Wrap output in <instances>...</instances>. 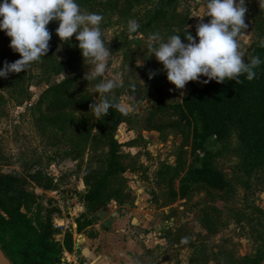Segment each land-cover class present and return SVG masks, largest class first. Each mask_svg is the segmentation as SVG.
I'll return each instance as SVG.
<instances>
[{
    "label": "rangeland",
    "instance_id": "374dc122",
    "mask_svg": "<svg viewBox=\"0 0 264 264\" xmlns=\"http://www.w3.org/2000/svg\"><path fill=\"white\" fill-rule=\"evenodd\" d=\"M75 2L81 11L102 16L99 25L101 38L110 52L105 72L94 80L84 79L85 73L92 69L87 59L81 58L75 63L76 73L80 75L77 87L88 89L91 100L94 97L99 100L101 94L94 93L96 83L106 79H113L120 86L128 83L120 102L128 106L125 113L130 114V123H121L115 131V138L121 143L120 152L126 155L123 159L126 181L122 196L92 210L87 209L83 202V209L74 221L76 227L65 231L71 233L72 244L70 251H62L68 255L64 257L62 254L61 259L66 260L65 264H82L78 253L90 249L93 244H86V238L97 234H102L103 244L99 247L104 246V254L109 252L105 255L106 264H116L113 256L121 261L128 248L133 246L138 247V264H234L233 261H238L239 257L253 256L256 250L264 249V167L246 174L235 152V138L224 145L210 137L204 148L197 151L199 157L210 154L208 158L229 181L226 191L195 187L184 199H169V190L177 189L179 179L194 163L190 134L184 138V128H175L176 118L170 115H156L154 120L147 122L154 95L153 89L148 87L149 79L143 76L153 64L159 65L161 70L162 65L154 56H148L144 39L127 32V22L134 19L139 25L137 31L145 37L149 33H159L166 38L172 31H177V25L168 31L156 30L148 24L157 0ZM202 4L203 0H177L172 9L175 16H167L162 21L183 22L184 28L195 36L198 18L191 15L200 12ZM245 7L247 28L236 37L238 50L244 57L254 43L264 41V4L261 0H246ZM208 19L202 18L203 22ZM74 36L70 37L72 42H76ZM3 37L7 36L0 31V65L19 58L18 53L8 47L9 39ZM55 54L59 59H66L61 48H57ZM20 73L17 79H8L13 73L0 78V173L25 175L28 169L39 168L51 178L48 188L31 181H26L23 188L35 195L29 216L35 222L37 219L48 220L53 229L52 238L61 243L65 232L52 227L54 216L59 213L57 198L71 192L82 200L85 191L83 169L90 159L91 164L96 165L93 153H99L106 147L93 151L85 148L83 157L72 160L67 155L69 131L65 135L40 120L36 105L39 94L48 84L68 77V70L48 77L38 63H30ZM199 81L194 83L200 87ZM189 87V82H186L182 89H176L165 77L162 99L165 103L179 102ZM114 93L115 88L104 95L111 98ZM40 112H47L45 106L40 108ZM75 116L88 123L97 119L91 107L87 114L75 112ZM158 125L159 128L154 127ZM132 139L136 140L134 145H130ZM177 161L179 166L163 174L160 180L157 171L161 165H175ZM52 190L57 193L53 194ZM110 232L118 236L110 238ZM182 238H186L185 243H181ZM102 254H91L89 264L97 256L102 258ZM192 257L195 263L190 262ZM7 264H10L8 259ZM259 264H264V258Z\"/></svg>",
    "mask_w": 264,
    "mask_h": 264
},
{
    "label": "trees",
    "instance_id": "16d2710c",
    "mask_svg": "<svg viewBox=\"0 0 264 264\" xmlns=\"http://www.w3.org/2000/svg\"><path fill=\"white\" fill-rule=\"evenodd\" d=\"M176 2L177 0H157L148 24L153 25L156 30L168 31L177 25V31H172L171 34H180L181 40L186 42L183 37V22L162 21L167 16H175L172 9ZM46 27L51 34L48 51L39 62L32 63H38L43 74L48 77L59 75L64 70H68L70 75L56 83L48 84L39 94L36 105L39 108L40 120L64 134L69 131L67 155L72 160L83 157L85 148L93 151L98 147H106L99 153L94 151L96 165H92L90 159L82 173L85 191L81 198L85 207L92 210L105 206L112 200H118L123 194L126 181L123 176L126 171L123 159L126 155L120 152L121 143L115 138V131L121 123H130V114L110 108L108 114L95 119L93 123L75 116V112L87 114L92 101L88 89L77 87L80 75L76 73L75 63L82 56L76 47L77 42H72L69 38L67 42L61 43L54 33L57 27L55 21H50ZM185 31L192 34L189 29ZM57 48L63 50L66 59L62 60L56 56ZM252 56H258L262 61L254 69L256 75L252 80H246L242 75L239 84L233 80L222 83L209 81L206 84L201 83L200 87L195 85L194 81H188L190 87L179 102L163 101L161 91L165 74L159 65L148 67L147 75L143 78L149 79L148 87L153 89L154 98L151 100L152 107L149 108L147 122L154 120L156 115L175 117V128H184V138L190 134L191 153L194 155V163L179 179L177 189L169 190L171 201L186 198L195 187L220 192L229 188L228 179L208 158L210 154L205 153L201 157L197 155V151L204 148L206 140L210 137L224 145L235 138V152L246 174L250 175L264 167V47L261 42L251 46L244 57L245 61ZM21 74L13 73L8 79H17ZM204 79L205 77H202L201 81ZM127 85L128 83H124L116 87L111 99L120 102V96ZM43 106L47 112L41 114L40 108ZM154 127L159 128L160 125ZM135 141L132 139L130 145H134ZM177 166L178 161L175 165L163 163L157 171L158 178L162 180L163 174L175 170ZM26 181L44 188L51 186V178L43 169H28L25 175L0 173V249L10 264H61L62 251L71 250L72 235L65 232L61 243L55 241L48 220L37 219L35 222L29 216L35 195L23 188ZM79 228L78 225L77 229ZM263 258L264 249H260L256 250L253 256L239 257L238 261L233 263L259 264ZM189 260L196 262L193 257Z\"/></svg>",
    "mask_w": 264,
    "mask_h": 264
},
{
    "label": "clouds",
    "instance_id": "9594fccd",
    "mask_svg": "<svg viewBox=\"0 0 264 264\" xmlns=\"http://www.w3.org/2000/svg\"><path fill=\"white\" fill-rule=\"evenodd\" d=\"M246 0H203L200 12L191 16L198 18L195 36L183 32L162 38L159 33H149L146 37L137 31L139 25L132 19L127 22V32L145 40L148 56H154L162 65L166 80L182 89L188 81L222 83L233 80L239 84L240 77L252 80L254 69L262 61L252 56L247 62L244 54L238 50L236 37L242 29L247 28L244 16L247 11ZM264 4V0H261ZM203 17H209L203 22ZM55 21V35L61 43L73 37L77 42L83 60L92 64L84 79L94 80L101 77L106 69V61L110 52L101 38L100 23L102 16L96 12L81 11L75 0H0V31L9 37L8 47L18 53L19 58L0 65V78L9 73H20L30 63L39 61L48 51L50 32L46 25ZM264 47V41L261 42ZM154 73H150L152 75ZM120 86L113 79L102 80L94 85V93H100V99L94 97L89 107L99 119L108 114L110 108L126 112L128 106L105 96ZM182 238L181 243H185Z\"/></svg>",
    "mask_w": 264,
    "mask_h": 264
},
{
    "label": "built area",
    "instance_id": "2783aa9c",
    "mask_svg": "<svg viewBox=\"0 0 264 264\" xmlns=\"http://www.w3.org/2000/svg\"><path fill=\"white\" fill-rule=\"evenodd\" d=\"M52 193L56 194L57 191L52 190ZM57 207V211H59L60 214L57 212L54 216L52 227L54 229H63L64 232L66 230L70 231L71 227L75 228L76 223L74 221L83 209V200H81L76 194L70 192L69 194L60 195V197L57 198ZM62 254L64 257L68 255L66 251ZM61 260V264H65L66 260L64 258Z\"/></svg>",
    "mask_w": 264,
    "mask_h": 264
},
{
    "label": "crops",
    "instance_id": "0c3cea01",
    "mask_svg": "<svg viewBox=\"0 0 264 264\" xmlns=\"http://www.w3.org/2000/svg\"><path fill=\"white\" fill-rule=\"evenodd\" d=\"M110 233H112V234H110L111 235L110 238H115L118 236V235H115V233H113V232H110ZM101 238H102V234L101 235L97 234L93 238H90V239L86 238L85 243L87 244V242H88L89 245L93 244V246H91L90 249L88 248L87 250L81 251L80 253H78L79 254V261H81L82 264H89L91 254L93 255V254H96L97 252H99V254L103 253L102 254L103 257L101 258V256H97L95 258V261L92 262V264H106L107 263V260L105 259V255L109 254V252L104 254V252H103V251H105L104 246L99 247L100 244H103V241L101 240ZM81 243H82V241H81ZM108 249L110 250V248L107 247V250ZM117 250H120V247L117 246ZM126 253H127V255H125V257L123 259H121V261H120V259H118V257L113 256V260L115 261L114 263H116V264H138V260L136 258L138 255V247L137 246L129 247ZM78 264H80V263H78Z\"/></svg>",
    "mask_w": 264,
    "mask_h": 264
},
{
    "label": "water",
    "instance_id": "95a60500",
    "mask_svg": "<svg viewBox=\"0 0 264 264\" xmlns=\"http://www.w3.org/2000/svg\"><path fill=\"white\" fill-rule=\"evenodd\" d=\"M0 264H7V259L0 249Z\"/></svg>",
    "mask_w": 264,
    "mask_h": 264
}]
</instances>
